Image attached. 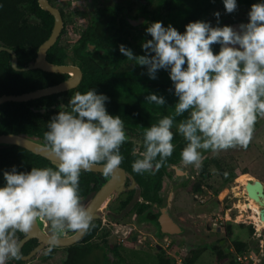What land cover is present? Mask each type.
<instances>
[{
    "label": "clouds",
    "instance_id": "1",
    "mask_svg": "<svg viewBox=\"0 0 264 264\" xmlns=\"http://www.w3.org/2000/svg\"><path fill=\"white\" fill-rule=\"evenodd\" d=\"M223 3L227 13L237 10V0ZM248 18L238 28L190 22L183 33L171 24L151 22L146 28L151 39L142 43L145 54L137 56L119 46L127 59L146 66L149 78L155 80L159 70L167 71L177 97L173 115L144 129V150L132 163L135 173L158 170L173 154L176 117H184L177 128L187 142L181 151L185 165L199 167L200 150L247 148L258 117L264 118V3L252 4ZM213 45L220 46L218 53ZM108 100L95 88L76 91L47 122L44 143L56 157L55 168L18 171L13 166L3 172L0 264L23 258L17 234L28 235L38 219L49 223L56 242L66 232L83 233L94 226L93 216L81 203L80 174L100 167L105 177L111 176L122 163L120 147L126 141L124 122L109 114ZM145 100L167 105L164 96L154 93Z\"/></svg>",
    "mask_w": 264,
    "mask_h": 264
},
{
    "label": "flooded vegetation",
    "instance_id": "2",
    "mask_svg": "<svg viewBox=\"0 0 264 264\" xmlns=\"http://www.w3.org/2000/svg\"><path fill=\"white\" fill-rule=\"evenodd\" d=\"M50 1L56 6L54 0ZM168 1L169 0H133L131 4L128 1L127 3H121L119 6H117V12H107L109 21L106 22L105 27L107 28H104L102 30L105 32V35L109 36H112L113 34L118 32L120 34V38L122 39V41H120V45L123 44L127 48L131 49L134 55H143L145 53L142 49V43L148 39H151V36L146 35V28L151 22L161 21L165 27L171 24L177 30L181 27V25H178L179 23L177 22L179 17L175 21L170 17L171 12L174 13L175 11H177V8L171 11L170 8L166 5ZM255 3H264V0H237L238 7L235 13H232L230 15L220 14L219 18H217L215 16V13L220 12L221 8H225L223 0H202V11L198 14L197 11L188 12L189 15H193L189 17L191 19H189L188 21L189 23L198 20L210 22L213 27L217 26V23L219 22V26L221 27H223L224 25H231L234 28H238L241 23L248 22V12L250 11L252 4ZM62 14L65 21V26L63 29H66L67 31V21L65 19L66 16L64 11H62ZM102 20L103 17L99 13H97V11H95L91 15L89 24H93L95 27H98L100 26ZM86 29L75 39V41L72 40V44L67 43L71 46L69 50H72V46H74L75 44L81 43ZM94 32L98 33V30L96 28L93 30L92 38L87 41L86 46L82 49V53L93 62L95 61L94 63H99L104 67H107L106 70L108 71L109 75L104 80L107 82L108 90L104 92V95L109 97V100L106 101V108L109 114L113 116L119 115L124 122L126 141L120 147V154L123 157L120 167L128 172L123 191L120 193L119 197L113 203L107 206L106 211L102 214V217L93 219L99 222V228L97 229L95 235L99 236L100 234L103 239H106L109 229H111V226L109 224H112V226H114L113 228L119 230V232L124 235L129 234L132 229H142L147 227L150 230L148 231L147 236L144 237V241L146 242L149 236L154 238V249L156 250V253H164V255L168 257L166 255V253L170 254L168 248H178L176 245L181 243L182 236H185L184 234L187 230L186 223H189V226H191V230L193 231L191 232V235L194 233V236L202 237L203 239H208L209 230H212V232L214 233L223 232V237L219 239L217 246H222L226 249V252L231 256V259L234 260V263L232 264H243L240 263L237 259L238 254L242 252L237 250L234 243L230 245L228 242V238L230 236H233V230H229V226L226 224L224 227L218 225V220H224L223 215L225 214L226 209H228L225 207L226 201H228V199L230 198V195L228 194L235 193L234 188L237 186V183L235 187H231V189L226 188L227 190H222L218 195H215L211 191H209L206 183L201 184L197 180V176H201L202 164L204 163V161L209 160L211 163H218L220 167H222L219 161L209 155L210 153L214 152L212 150H200L202 158L199 167H196L194 165H185L182 162L181 151L186 146L187 142L179 134L177 126L184 117H176L174 121V126L172 129L174 133V138L172 141L174 145V151L173 154L169 158H167L166 162L158 170L154 169L150 173L145 172L143 174H138L132 170V163L136 159L141 158L140 153L144 150V129L150 127L153 124H156L159 119L163 118L166 115H173L174 110L172 106H174L177 102V97H175V95L173 94L174 88L167 71L159 70L157 72V79L155 80L149 78V76L147 75L146 66L142 67L136 65L134 60H129L127 59V57L123 56L119 51L120 45L110 44L105 45L104 48L101 45H98L100 44V41L98 40L97 35H95ZM62 39H66V32ZM219 48V45H213L214 52L218 53ZM66 64L76 65L81 68L80 59H76L75 61L72 60L71 57H69V61ZM81 70L84 77V71L82 68ZM58 74H63L65 76L62 81L66 80L71 75L70 73ZM79 85L72 89L78 88ZM72 89L64 91L67 93L60 92L64 93L61 98L65 99L68 96V98H70L76 91H78L76 90L72 91L73 93H70V90ZM170 89H172V91H170ZM150 93L164 96L167 105L159 106L156 104L147 103L145 100V96ZM32 106L35 107V103L32 104ZM186 115L187 113L185 114V116ZM237 147L229 149L232 150ZM263 148L264 118L258 117L252 139L247 146V149H255L256 152H260ZM157 159H159V157ZM93 173L95 179H97L96 185L98 187L96 189H99L111 177H105L103 175V172ZM227 174L224 176L222 175V177H226ZM241 174H239V176ZM252 179L255 178L250 177L249 179H247V181H250ZM261 181L264 183L263 180ZM198 184H201V191L196 190ZM243 184V190L245 191L244 193H246V183L244 182ZM96 189H92L80 199H84L90 192ZM224 191L226 193L223 195ZM207 192L210 193L213 197L217 196L220 202L218 201V203H213L209 206V204L206 205V202H208L207 200L205 201V203H203L204 201L202 202V199H192L193 197L200 198L201 196H207ZM135 196H137V202L120 219H116L111 214H109H119L131 202V200L134 199ZM235 197L239 196H236L235 194ZM191 203H194L192 209L190 207ZM235 206L238 207L237 205ZM163 210H165L166 213L170 214V220L163 219ZM228 210H231V208ZM209 213L217 215L219 214V216L216 217L217 220L215 222H212V225L203 226L202 217H208ZM244 215L245 212H242L241 220L244 219V222L254 224V231L252 234L262 236L264 225H259L255 220H248V218H246L247 216ZM228 217L229 214L227 215V218ZM37 221L38 224H40L39 226L41 227L42 231H45L44 229L46 227V221L40 219H38ZM39 221H41V223H39ZM204 221H206V219ZM162 223H167L168 225L169 223H172L169 226L166 225L168 229H165L169 231L163 230L166 226ZM198 223L202 225V229L199 227L193 228V225L197 226ZM70 235L71 234L69 232H66L61 237H69ZM26 236L21 233L17 234V238L19 241H21ZM96 236H93L88 241L90 243H93V240ZM123 240V238L120 239V241ZM30 241L34 242L33 247L32 243L28 244V242ZM262 241L258 244L259 251L261 250L260 247ZM117 243L121 245V242ZM161 243L165 244V246L163 244L161 245ZM40 244L41 241L37 237H30L26 242H24V244L21 245L23 258L18 261L10 259L6 262V264H27L32 257L37 255L38 252H44V254L41 255V263L48 264V261H50V259L59 255L57 252L58 250L66 249L65 255L60 258L61 264H64V261L70 254L68 247L72 246L46 245L38 250L30 258H24L25 256L30 255ZM118 244L117 246H119ZM187 246L188 244L182 243V246L180 248L181 250L174 252V254L185 251L188 248ZM203 246L206 247V244H204ZM49 249H51V251H49ZM227 250H229V252ZM249 251L255 253L256 250L252 251V249H250ZM104 253L105 252L103 251L102 255ZM48 255L51 256L49 257Z\"/></svg>",
    "mask_w": 264,
    "mask_h": 264
},
{
    "label": "trees",
    "instance_id": "3",
    "mask_svg": "<svg viewBox=\"0 0 264 264\" xmlns=\"http://www.w3.org/2000/svg\"><path fill=\"white\" fill-rule=\"evenodd\" d=\"M171 11L177 8L174 13L171 12V19L177 20L181 25L178 29L181 33L185 31V26L189 23L190 11H197V14L202 10V0H169L166 4ZM117 7L106 6L96 9L103 20L100 26L95 27L89 24L85 31V35L80 44H75L71 47L68 44L62 43V38L65 35L66 29H63L57 42L49 49L47 58L52 63L66 64L69 57L72 60L80 59L81 68L84 71V77L79 87L72 91H80L84 93L92 88H95L97 94H104L107 89V82L104 80L108 77L107 67L102 64L94 63L82 53V49L86 46L88 40L92 38L93 30L96 28L98 40L103 48L105 45H120V34L116 32L112 36L105 35L102 30L106 26L108 20L107 12H117ZM96 20V19H95ZM200 21V20H198ZM54 25V16L42 9L38 0H0V45L14 49L18 57L19 67H24L37 57L39 46L50 36ZM100 30V31H99ZM99 35V36H98ZM63 74L49 73L41 69H33L29 71H19L11 65V54L6 51H0V96L3 94H21L35 89L51 86L60 83L64 79ZM67 93V92H64ZM64 93H56L33 101L27 102H5L0 105V134L5 133H28L40 139H44V133L47 131V122L52 116L56 115L60 110L61 105L68 104L70 98H61ZM35 103V107L32 104ZM63 103V104H62ZM45 108V111H36L35 108ZM216 165L221 175H226L227 172L218 163H211L209 160L204 161L201 170V180L210 177L208 171L210 165ZM16 166L18 171H30L32 167H53L55 165L51 161L41 155L35 154L30 150L15 145H7L0 147V187L4 186L3 172L11 170ZM83 174V175H82ZM97 179L91 171L81 172L79 178V195L84 197L92 189H96ZM196 190H202L201 184H198ZM125 205V204H124ZM144 205V204H141ZM93 227L86 232L82 240L75 245L68 247L70 254L64 261V264H85L88 255L95 248L103 250V264H109L110 257L106 251L108 248L118 257L120 262L124 260L119 252L117 244L108 245L104 238L103 243H90L93 236H96L99 222L92 220ZM232 223H229V230H232ZM253 232L254 229L251 228ZM32 247L34 246V242ZM238 251L248 252L250 249L243 241H234ZM54 247V246H53ZM217 262L218 264H232L234 260L226 252L222 246H217ZM254 249V248H253ZM204 248L191 249L185 253V264H195L204 252ZM255 250V249H254ZM252 250V251H254ZM49 257L51 255H48ZM159 264H173L169 257H165L164 253H158Z\"/></svg>",
    "mask_w": 264,
    "mask_h": 264
},
{
    "label": "rangeland",
    "instance_id": "4",
    "mask_svg": "<svg viewBox=\"0 0 264 264\" xmlns=\"http://www.w3.org/2000/svg\"><path fill=\"white\" fill-rule=\"evenodd\" d=\"M130 2V4L133 2V0H54V3L58 8H60L65 13V19L67 21V31H66V39H62V43L65 44H72V40L75 41V39L86 29V27L89 25L91 20V15L96 11L98 8H103L106 6H114L117 7L121 3H127ZM220 14L223 15H230L226 12L225 8H221ZM235 13V11L233 12ZM232 14V13H231ZM261 152V153H260ZM256 152L255 149H247L243 147H237L235 149H228V150H222L210 153L209 155L212 156V158L219 161L222 165V167L227 171V176L222 177L220 174L218 168L216 165L212 164L209 166L210 171V177L207 179H202L201 176H197V180L203 184L206 183L209 191H211L213 194L218 195L222 190H227L226 188L235 187L236 183L237 186L234 188L235 193L230 195V198L228 201H226L225 207L231 210L226 209L225 214L223 215L224 220L219 219L218 225L219 226H225L229 223H232V230H233V236H230L228 238V242L230 245L234 243L235 240L243 241L247 244L249 249L256 250L254 254L259 253V247L258 244L264 240V230L262 231V236L254 235L251 231V228H254V224L244 222L243 220L238 221L239 213L242 212L247 213V206L250 204V200L247 199V194L244 193L243 190V183L247 181L250 177L259 178L264 181V148L262 151ZM242 172H248V173H242ZM242 173V174H241ZM239 174H241L239 176ZM239 176V178H238ZM245 177V178H243ZM238 178V179H236ZM237 180V182H236ZM226 192L224 191L223 195ZM239 196V197H235ZM242 194V195H241ZM192 199L198 200L202 199L201 201L205 203L206 205L209 204H216L218 201L220 202L219 198L213 197L210 193L207 192V196L204 197H193ZM192 202V201H189ZM200 202V203H202ZM194 203H191V209L193 208ZM237 205L238 207H236ZM244 205V207H243ZM203 208V207H201ZM207 209V208H204ZM240 210V211H239ZM227 211L229 214V217L227 218ZM219 214H208V217L204 218L202 217L203 226L204 225H212V222H215ZM243 216V215H242ZM231 217V218H230ZM206 219V221H204ZM249 220V219H248ZM247 220V221H248ZM234 221V222H233ZM229 222V223H228ZM41 223V221H39ZM187 224V230L184 234L185 236H182L181 243L176 245L178 248L169 249L170 254L166 253V255L172 260L173 264H178L177 259L179 258V261L185 264V258L184 255L187 253L190 249L195 248H204V252L201 255V257L196 261L195 264H218L217 262V245L219 239L223 237V232H212V230L208 231V239L194 236V233L191 235V226H189V223ZM193 224V223H192ZM111 226V229H109L107 240L108 245H114L118 244L117 242H121V245H119L118 249L121 254V256L124 258L122 262L118 259L117 256L114 255V253L111 251L110 248L107 249L106 253L110 257L109 264H159L158 263V254L156 253V250L154 249V243L155 239L152 237H148L146 242L144 241V237L147 236V233L150 229L147 227L145 228H135L132 229L131 232L127 235H124L119 232V230H116L113 228L112 224H109ZM241 225V226H240ZM201 228L202 225L200 223L196 225H193V228ZM251 227V228H250ZM202 229V228H201ZM127 236V237H126ZM124 239L123 241H120V239ZM202 238V239H200ZM102 236H96L93 240V243H103ZM231 242V243H230ZM182 243L188 244V250L181 251L178 254H174L176 251H180ZM163 243H161L162 245ZM206 244V247L203 245ZM165 246V244H163ZM254 248V249H253ZM58 250V249H57ZM56 250V251H57ZM66 249H60L58 250V256L50 259L48 261V264H61L60 258H62L65 255ZM102 250L95 248L93 252L88 255L87 260L85 264H103L102 261ZM44 252H38L37 255L31 258V260L27 264H42L41 263V255H43ZM257 255V254H256ZM166 257V256H165ZM263 257V258H262ZM261 263L264 264V255L260 257ZM47 264V263H46Z\"/></svg>",
    "mask_w": 264,
    "mask_h": 264
},
{
    "label": "water",
    "instance_id": "5",
    "mask_svg": "<svg viewBox=\"0 0 264 264\" xmlns=\"http://www.w3.org/2000/svg\"><path fill=\"white\" fill-rule=\"evenodd\" d=\"M38 2L42 9L50 12L54 16V25L48 39H46L39 46L37 57L34 60L28 62L26 66L19 67L18 57L14 49L6 47L4 45H0V51L6 50L11 54V65L16 70L29 71L33 69H41L49 73H70L71 75L66 80L55 85L35 89L21 94H3L0 96V105L2 103L10 101L27 102L33 99L41 98L43 96L64 92L74 87H77L82 81L83 72L78 66L72 64L52 63L47 59V53L49 49L57 42L59 36L61 35L65 26V21L60 8L55 6L50 0H38ZM35 110L45 111V108H35ZM11 144L24 147L35 154L41 155L49 159L54 165H56L57 163L56 157L46 149L44 139H40L28 133L0 134V147H5ZM90 171L102 172L100 167H96ZM127 174L128 172L119 166L111 175V177L107 180V182H105L99 189L90 192L84 199L81 200L82 205L89 210L90 214L93 216V219L102 217V214L106 211L107 206H109L119 197L120 193L123 191ZM246 189L248 196L253 198L258 204L261 205V208L259 209V216L264 222V183L257 178L252 179L247 183ZM136 202L137 196H135L134 199H132L131 202L119 214H109H111L116 219H120ZM163 211V219L170 220V214L166 213L165 210ZM162 224L165 226H169L172 223H169V225L167 223ZM167 226L164 227V231H169L167 230ZM69 233L71 234L69 237H60L58 242L53 241L51 237V228L49 223L46 221L45 231H42L41 227L38 224V221H36L29 234L20 242L22 245L30 237H37L41 241V244L30 255L25 256L24 258H30L38 250H40L46 245H73L79 242L85 234V232ZM227 251L229 252V250Z\"/></svg>",
    "mask_w": 264,
    "mask_h": 264
},
{
    "label": "built area",
    "instance_id": "6",
    "mask_svg": "<svg viewBox=\"0 0 264 264\" xmlns=\"http://www.w3.org/2000/svg\"><path fill=\"white\" fill-rule=\"evenodd\" d=\"M260 249H261L260 254L256 255L251 251L248 252L245 251L238 254L237 259L240 263L243 264H260L261 263L260 257L264 255V241H262ZM177 263L184 264L179 261V258L177 259Z\"/></svg>",
    "mask_w": 264,
    "mask_h": 264
},
{
    "label": "bare ground",
    "instance_id": "7",
    "mask_svg": "<svg viewBox=\"0 0 264 264\" xmlns=\"http://www.w3.org/2000/svg\"><path fill=\"white\" fill-rule=\"evenodd\" d=\"M248 182L249 181L245 182L246 185H247ZM246 185H245V187H246ZM246 194H247V198L250 200V204L247 205V210L248 211L246 213V216H247L246 218H248L249 220H255L256 222H258L259 225H264L263 221L261 220V218L259 216V209L261 208L260 207L261 205L258 204L253 198L248 196L247 192H246ZM241 219H242L241 214H239L238 221L241 220ZM255 225H257V224H255Z\"/></svg>",
    "mask_w": 264,
    "mask_h": 264
}]
</instances>
